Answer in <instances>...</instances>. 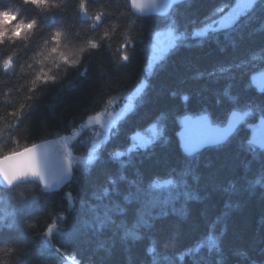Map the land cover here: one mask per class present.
<instances>
[{"label":"trees","instance_id":"obj_1","mask_svg":"<svg viewBox=\"0 0 264 264\" xmlns=\"http://www.w3.org/2000/svg\"><path fill=\"white\" fill-rule=\"evenodd\" d=\"M234 1L186 0L174 6L169 17L181 40L149 74L148 45L164 26L163 17L128 23L117 13L108 21L124 0H83V8L81 0H62L65 7L53 11L52 0L44 7L19 5L21 15L35 17L38 27L16 56L11 52L22 37L7 44L0 39V157L68 135L111 97L144 86L101 156L86 172L73 173L64 189L44 192L35 182L0 186V259L11 248L6 256L11 264H61L65 257L78 264H264V147L249 143L250 130L242 124L224 143L190 156L177 136L185 114L205 113L218 125L232 111L247 112L248 122L264 117V90L250 83L264 69V0L230 26L194 33ZM56 28L60 35L53 43L60 52L65 49L57 42L67 45L78 64L59 63L56 73L45 68L35 72V80L21 74L25 56ZM125 30L137 39L130 58L118 62ZM88 41L97 48L80 52ZM53 75L56 80H49ZM151 123L161 128L157 141L112 155ZM158 180L169 183L157 187Z\"/></svg>","mask_w":264,"mask_h":264},{"label":"rangeland","instance_id":"obj_2","mask_svg":"<svg viewBox=\"0 0 264 264\" xmlns=\"http://www.w3.org/2000/svg\"><path fill=\"white\" fill-rule=\"evenodd\" d=\"M255 1L256 0H235L233 3L216 10V16L203 26L195 29L194 33L205 35L208 29L212 30L230 26L240 16L247 13ZM163 18L165 19L164 26L152 34L148 45V56L145 66V70L148 74L152 71L154 65L159 63L181 40L182 34L175 32L171 17L167 15ZM57 44L61 46L59 42H57ZM67 52V55L58 57L57 64H65L68 62L67 60L76 59L73 52H69V50H67ZM250 83L256 90H264V69L253 73ZM143 86L144 82H141L130 92L111 97L102 109L87 116L68 135L55 139L59 156L65 157L70 161L74 175L86 172L101 156L106 142L115 134L118 123L129 114L135 106V103L142 94ZM241 113L242 119L239 124L244 125V127H247L251 132V130L257 126V121L248 122V113ZM160 134L161 128H159L158 124L151 123L142 131L132 135V140L127 148L116 150L112 155L118 158L128 154L132 150L146 148L157 141ZM168 183L169 180H158L156 186H166Z\"/></svg>","mask_w":264,"mask_h":264},{"label":"water","instance_id":"obj_3","mask_svg":"<svg viewBox=\"0 0 264 264\" xmlns=\"http://www.w3.org/2000/svg\"><path fill=\"white\" fill-rule=\"evenodd\" d=\"M184 1L186 0H138L145 7L139 10L137 15L139 17H166L174 6ZM80 17L83 20H90L85 11H81ZM241 119V112L232 111L223 125H217L213 124L205 113L195 116L185 114L181 117V126L177 132L179 146L185 155L190 156L206 147L220 145L232 135ZM249 142L256 148L262 149L264 147V117L257 120V126L250 132ZM27 147H33L32 155L35 157L37 172L18 176L11 185H7L2 175L4 166L19 167L23 163V158L4 161L3 157L20 152ZM24 148L0 157V186L12 188L18 184L35 182L44 192H56L64 189L70 183L73 174L72 165L67 158L59 156L54 138L37 141ZM42 240L48 243L47 237H43ZM61 264L78 263L66 257Z\"/></svg>","mask_w":264,"mask_h":264},{"label":"clouds","instance_id":"obj_4","mask_svg":"<svg viewBox=\"0 0 264 264\" xmlns=\"http://www.w3.org/2000/svg\"><path fill=\"white\" fill-rule=\"evenodd\" d=\"M28 0H13L11 4H0V38H3L5 43L7 44L9 41H13L18 37H22L20 40L18 48L13 46L11 55L16 56L18 50H26L30 43L33 40V37L36 35L38 22L37 19L34 18H27L24 15H21V8L19 7L20 4H28ZM31 5L35 6L34 4L30 3ZM83 0H81L80 7L83 5ZM107 6V5H105ZM44 7V5H41ZM65 5L62 3V0H52L49 4V8L51 11L53 10H61ZM136 10V11H133ZM139 10L133 8L131 6V0H124L122 8H116L113 15H111V19L108 21H113L117 17V13H120V18L125 22L131 23L133 18L139 19L140 17L137 15ZM109 17V16H106ZM105 17H100L102 22H104ZM27 20V22H25ZM134 28L135 24H131ZM113 28L116 27L115 24L112 25ZM58 28L52 30L46 36H43L39 40H42V43L38 45L36 49H32L26 56L25 61L23 64L20 65V73L21 74H29L31 75L32 80H35V72L40 71L43 72L45 68H47L50 72L56 73L60 70L61 65L57 64L58 57L61 55H67V45H61L62 48L65 49L64 52H60L56 44L53 43L60 33L57 31ZM32 30V31H30ZM111 30V29H109ZM108 35V31L104 32V36ZM123 37L124 44L122 46V51L118 54L117 61H120L121 57L130 58L131 50L135 47L136 43V36H133L131 32L125 30L121 33ZM50 37V39H49ZM99 38V37H98ZM90 47L91 49H96V43L92 41H88L87 45L84 47L79 48L80 52H84L85 48ZM9 62L8 60H5ZM4 61V63H5ZM72 65H77L78 62L76 59H72ZM49 80L55 81L56 76L53 75L49 77ZM29 80H25V84H29ZM46 84V83H45ZM43 84V85H45ZM39 96V93H33V98L36 100ZM16 127H19V123H17ZM10 131V130H5ZM5 139L4 148L7 149L11 143V136H8ZM8 185V184H7ZM0 251H3L0 249ZM12 249L9 248L5 252V258L0 259V264H11L10 260L6 258L7 252H11Z\"/></svg>","mask_w":264,"mask_h":264},{"label":"snow or ice","instance_id":"obj_5","mask_svg":"<svg viewBox=\"0 0 264 264\" xmlns=\"http://www.w3.org/2000/svg\"><path fill=\"white\" fill-rule=\"evenodd\" d=\"M28 2L33 3L36 6H41L45 5L48 0H28ZM131 6L137 10H141L145 7L144 4L138 2V0H131ZM85 7V5H81V8ZM4 67H8V62L5 61ZM33 153V147H27L24 148L20 152L12 153L11 155L4 156L3 160L4 161H10L14 158H23V163L19 167L15 168H9L7 165L4 166L2 175H3V180L11 185L12 182L18 177L22 176L25 173H36V162H35V157L32 155Z\"/></svg>","mask_w":264,"mask_h":264}]
</instances>
